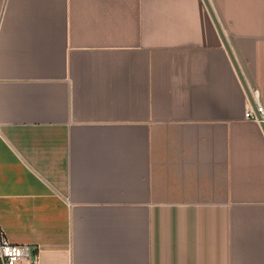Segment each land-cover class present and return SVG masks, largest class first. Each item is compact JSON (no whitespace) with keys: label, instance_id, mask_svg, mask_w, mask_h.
Here are the masks:
<instances>
[{"label":"crops","instance_id":"crops-1","mask_svg":"<svg viewBox=\"0 0 264 264\" xmlns=\"http://www.w3.org/2000/svg\"><path fill=\"white\" fill-rule=\"evenodd\" d=\"M254 89L264 0H0L16 264H264Z\"/></svg>","mask_w":264,"mask_h":264},{"label":"built area","instance_id":"built-area-1","mask_svg":"<svg viewBox=\"0 0 264 264\" xmlns=\"http://www.w3.org/2000/svg\"><path fill=\"white\" fill-rule=\"evenodd\" d=\"M253 101H249L244 118L264 125V107L259 98L258 90H252ZM32 253V246L29 244H18L9 242L3 236L0 237V259L3 264H16L22 258H29ZM30 264H37L36 257Z\"/></svg>","mask_w":264,"mask_h":264},{"label":"water","instance_id":"water-1","mask_svg":"<svg viewBox=\"0 0 264 264\" xmlns=\"http://www.w3.org/2000/svg\"><path fill=\"white\" fill-rule=\"evenodd\" d=\"M220 34H221V33H220ZM221 37H222V39H223L224 45H225V47H226V49H227L229 55H230V58L232 59L234 65L236 66V64H235V62H234V59H233V56H232V54H231V52H230V50H229V48H228V46H227V44H226V40H225L224 36H223L222 34H221ZM262 126H263V125H262Z\"/></svg>","mask_w":264,"mask_h":264}]
</instances>
